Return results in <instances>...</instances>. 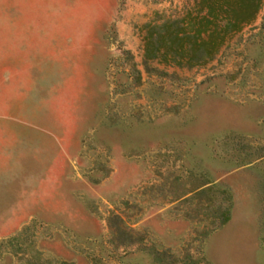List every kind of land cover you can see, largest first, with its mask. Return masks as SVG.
Segmentation results:
<instances>
[{"label":"rangeland","instance_id":"rangeland-1","mask_svg":"<svg viewBox=\"0 0 264 264\" xmlns=\"http://www.w3.org/2000/svg\"><path fill=\"white\" fill-rule=\"evenodd\" d=\"M191 2L0 0V264H264V3L144 62Z\"/></svg>","mask_w":264,"mask_h":264},{"label":"trees","instance_id":"trees-1","mask_svg":"<svg viewBox=\"0 0 264 264\" xmlns=\"http://www.w3.org/2000/svg\"><path fill=\"white\" fill-rule=\"evenodd\" d=\"M263 3L264 0H192L178 16L150 20L143 25V61L203 65L255 20Z\"/></svg>","mask_w":264,"mask_h":264}]
</instances>
